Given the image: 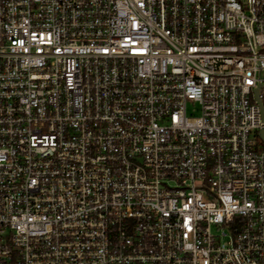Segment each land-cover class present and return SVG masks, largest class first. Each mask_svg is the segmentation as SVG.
I'll return each mask as SVG.
<instances>
[{"label":"built area","instance_id":"2783aa9c","mask_svg":"<svg viewBox=\"0 0 264 264\" xmlns=\"http://www.w3.org/2000/svg\"><path fill=\"white\" fill-rule=\"evenodd\" d=\"M263 108L264 0H0V264H264Z\"/></svg>","mask_w":264,"mask_h":264},{"label":"rangeland","instance_id":"374dc122","mask_svg":"<svg viewBox=\"0 0 264 264\" xmlns=\"http://www.w3.org/2000/svg\"><path fill=\"white\" fill-rule=\"evenodd\" d=\"M216 231V229L214 228V232Z\"/></svg>","mask_w":264,"mask_h":264},{"label":"water","instance_id":"95a60500","mask_svg":"<svg viewBox=\"0 0 264 264\" xmlns=\"http://www.w3.org/2000/svg\"><path fill=\"white\" fill-rule=\"evenodd\" d=\"M263 111H264V108H263Z\"/></svg>","mask_w":264,"mask_h":264}]
</instances>
